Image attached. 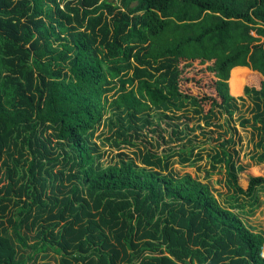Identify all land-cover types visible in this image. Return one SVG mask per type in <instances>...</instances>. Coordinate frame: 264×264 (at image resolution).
Listing matches in <instances>:
<instances>
[{"label": "trees", "instance_id": "trees-1", "mask_svg": "<svg viewBox=\"0 0 264 264\" xmlns=\"http://www.w3.org/2000/svg\"><path fill=\"white\" fill-rule=\"evenodd\" d=\"M117 1L0 0V264H264V233L236 210L258 205L264 176L244 189L225 139L222 204L172 169L195 161L168 114L190 102L221 125L248 96L264 163V0ZM112 111L114 144L142 143V164L102 165L93 139Z\"/></svg>", "mask_w": 264, "mask_h": 264}, {"label": "rangeland", "instance_id": "rangeland-1", "mask_svg": "<svg viewBox=\"0 0 264 264\" xmlns=\"http://www.w3.org/2000/svg\"><path fill=\"white\" fill-rule=\"evenodd\" d=\"M198 78H200V76H198ZM208 79L209 78L206 77L203 82ZM188 84L191 85V82ZM241 95L238 94L237 96L239 97ZM110 98H112L111 100L114 99V97ZM253 108H255V106L252 99L248 96L245 97L244 100H236L232 116L224 113L219 114L217 118L213 119V121L221 125H207L206 120L201 118L200 114L196 112V107L190 102H187L180 110L173 109L172 111H168V114L173 116L174 122H179L183 126L186 124L189 125V136L181 143L188 145V149L184 154L185 156H189L188 152L193 150L191 158L195 161L194 164H182L180 156L175 155L172 157V169L181 176L190 173L201 182L208 184L220 202L226 205L227 199H230V196L233 195L234 192L229 187V175L226 164L215 163L213 157L217 151L222 149L220 146L221 142L231 136L235 139V143L232 144L229 149L234 154V158L238 165H242L244 168L242 171H238V182L244 189L248 188L250 177L264 176V163H258L255 160V157L261 152V149L256 145L259 141V136L258 131L255 130L253 126ZM113 112L114 111L109 113L108 119L96 132L93 139L99 148V152L102 154V165L107 166L114 164L123 158H133L137 163L142 164V154L147 151V148L142 143H139L138 146L123 144L120 148L114 144V139L117 137L116 131L119 128V122ZM183 116L190 117V120L186 121ZM150 118L155 124L161 123L162 120H170L163 115L161 110L151 111ZM246 118L250 119L249 123L243 126L242 121ZM145 132L147 138L152 142L153 148L162 152L165 147H159L156 139L146 130ZM174 144L178 145L179 143L177 142ZM1 176L2 174H0V177ZM240 198V204L243 203L245 206L237 208L236 210H241L240 214L247 225L256 231L264 233V189L258 192L257 206H253L250 203V199L245 196H240ZM34 242L35 239L31 238L30 244ZM39 262L60 264V256L51 252L47 259Z\"/></svg>", "mask_w": 264, "mask_h": 264}, {"label": "built area", "instance_id": "built-area-1", "mask_svg": "<svg viewBox=\"0 0 264 264\" xmlns=\"http://www.w3.org/2000/svg\"><path fill=\"white\" fill-rule=\"evenodd\" d=\"M263 256H264V252H263Z\"/></svg>", "mask_w": 264, "mask_h": 264}]
</instances>
